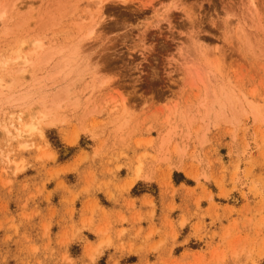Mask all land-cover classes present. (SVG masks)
<instances>
[{
  "label": "rangeland",
  "instance_id": "374dc122",
  "mask_svg": "<svg viewBox=\"0 0 264 264\" xmlns=\"http://www.w3.org/2000/svg\"><path fill=\"white\" fill-rule=\"evenodd\" d=\"M176 1L0 0V264H264V0Z\"/></svg>",
  "mask_w": 264,
  "mask_h": 264
},
{
  "label": "bare ground",
  "instance_id": "6f19581e",
  "mask_svg": "<svg viewBox=\"0 0 264 264\" xmlns=\"http://www.w3.org/2000/svg\"><path fill=\"white\" fill-rule=\"evenodd\" d=\"M172 1V2H171ZM178 2H180V0H177ZM176 1V2H177ZM170 2V5L171 4H174V0H170V1H168L167 0V3H169ZM180 4V3H179ZM174 5H176V3L174 4ZM96 6V9H97V13L98 14H100L101 15V10H102V8H101V6L99 5V4H96L95 5ZM173 6V5H172ZM102 17V16H101ZM99 20V19H98ZM94 29L95 28H93V27H91L89 30H88V37L87 38H89V37H91L92 35H93V33H94ZM95 35V34H94ZM32 46H34V47H32L33 49V52L34 51H37V50H40L41 48H42V44H41V42H39V41H35V42H33V45ZM20 58V57H19ZM20 59H23V58H20ZM25 60V59H24ZM26 61V60H25ZM0 87L2 88L3 86L1 85V80H0ZM17 117H19V116H17ZM20 118V117H19ZM19 118H17V120L19 119ZM21 119V118H20ZM11 121V120H10ZM5 130H6V132L8 133V129H6V128H4ZM18 130V129H17ZM16 135H17V137H19V138H22V136H24L23 135V131H20V132H17L16 133ZM10 140H7L6 141V145L5 146H8V144L10 143L9 142Z\"/></svg>",
  "mask_w": 264,
  "mask_h": 264
}]
</instances>
